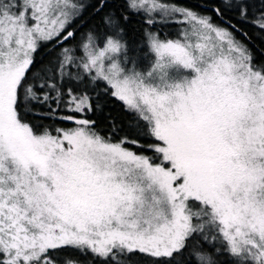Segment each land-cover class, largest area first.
<instances>
[{"label": "snow or ice", "instance_id": "obj_1", "mask_svg": "<svg viewBox=\"0 0 264 264\" xmlns=\"http://www.w3.org/2000/svg\"><path fill=\"white\" fill-rule=\"evenodd\" d=\"M0 264H264V0H0Z\"/></svg>", "mask_w": 264, "mask_h": 264}]
</instances>
